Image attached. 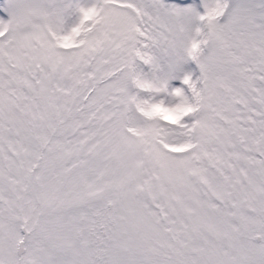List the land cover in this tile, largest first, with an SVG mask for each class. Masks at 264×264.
Here are the masks:
<instances>
[{
	"label": "snow or ice",
	"instance_id": "obj_1",
	"mask_svg": "<svg viewBox=\"0 0 264 264\" xmlns=\"http://www.w3.org/2000/svg\"><path fill=\"white\" fill-rule=\"evenodd\" d=\"M0 264H264V0H0Z\"/></svg>",
	"mask_w": 264,
	"mask_h": 264
}]
</instances>
